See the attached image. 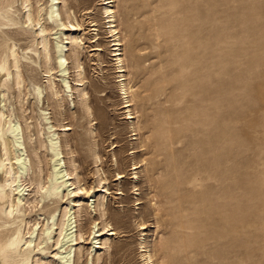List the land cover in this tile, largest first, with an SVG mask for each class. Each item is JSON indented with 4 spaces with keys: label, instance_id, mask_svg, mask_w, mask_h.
<instances>
[{
    "label": "rangeland",
    "instance_id": "1",
    "mask_svg": "<svg viewBox=\"0 0 264 264\" xmlns=\"http://www.w3.org/2000/svg\"><path fill=\"white\" fill-rule=\"evenodd\" d=\"M49 1L42 4L48 6ZM115 1L134 129L126 120L122 74L113 57L102 0H66L60 6L62 12L69 6L84 29L83 83L77 82L72 46L67 52L68 85L52 61L62 98L51 99L45 89L48 74L32 52L34 37L9 31L22 57L24 109L31 123L24 139L33 161L24 178L28 190L40 182L51 185V153L39 151L42 174L32 153L39 140L35 118L46 110L61 138L65 168L70 171L73 159L81 185L93 187L80 214L78 208L73 210L77 230H83L88 245L96 242L89 238L92 224L102 222L98 205L103 189L96 170L107 179L104 220L117 236L110 238V255L98 250L103 264H144L142 246L152 251L155 264H264V0ZM68 33H59L53 47L66 43ZM29 56L36 63L26 59ZM37 87L43 90L40 101ZM83 89L90 116L79 97ZM7 105L24 128L14 91ZM59 126L71 130L63 133ZM44 134L41 139L47 141ZM134 165L140 169L134 171ZM119 173L125 178L118 180ZM67 194L65 189L60 197L18 214L23 217L22 234L37 222L44 230L54 217L57 220L73 205V196ZM5 236L13 232L5 231ZM46 240L47 251L41 255L53 261L55 248ZM88 245L81 264H87V250L93 246Z\"/></svg>",
    "mask_w": 264,
    "mask_h": 264
},
{
    "label": "bare ground",
    "instance_id": "2",
    "mask_svg": "<svg viewBox=\"0 0 264 264\" xmlns=\"http://www.w3.org/2000/svg\"><path fill=\"white\" fill-rule=\"evenodd\" d=\"M102 1V14L105 16L104 19H107L106 24L108 25L107 30L110 35L109 38L113 39L111 41L114 43L112 47L115 48L113 50V57L116 58L115 61L118 65L117 69H119V74H122L119 77L121 79L119 83L125 100L124 109L127 110L126 114L128 118L126 120L131 121L130 125L132 129H134L136 117H134V105L132 104L130 95L132 93V88L126 78L127 71L122 53L123 40L118 30L117 12L115 11L116 1ZM61 4H66V0H50L48 6L42 4V0H0V264H81L84 247L89 244L83 230H77L76 212L73 213V210L78 208L77 214H80L82 203L86 198H92L90 192L93 187L87 189L84 185H81L77 172L78 168L73 159L69 164L71 168L70 171L65 168L66 163H64L62 157L64 152L62 153L61 138L59 134H57V131L54 130L55 126L50 122V118L47 117L46 110H42V114L35 118V130L39 140L37 142V147L33 149L32 153L35 159L38 160L37 167H39V172L41 174L44 170L40 167L43 162L41 161V153H39V151L46 150L51 153L53 170L49 176L51 185L46 187L45 183L40 182L35 189L29 191L24 181L25 176L30 172L31 163H33L26 151V142L24 140L26 139L25 131H30L31 123H28L25 116L26 110L24 109L25 77L22 57L19 53L18 44L9 31L17 30L15 33L19 35L31 34L34 37L35 44L32 52L38 59L43 61V64L46 66L45 73L48 74V86L45 87V89L49 91L51 99L55 100V98H62L61 91L58 90L55 81L56 76L54 71L56 68L53 66L52 61L55 59L56 65L61 73L62 82L68 85L66 76L69 72L68 61L70 58L68 59L67 52L68 46H72V54H69L72 55L71 58L73 59L74 71H76L79 78L77 82L83 83L82 75L84 69L80 60V50L83 49L82 33L84 29L78 22L75 12H72L71 9L68 8L69 6L64 7L62 12L60 8ZM17 5L20 8H18ZM19 12L22 14L21 17L18 15ZM64 29H69L70 33L66 36L67 42H56L53 47L52 41L57 40L55 37L58 36L59 33L65 35ZM97 36L98 35H96V37ZM96 50L103 51L101 46H98ZM53 53L55 55L54 58ZM26 59L30 60L32 64L36 63L31 56L26 57ZM67 88L70 89L69 86H67ZM10 91H14L16 94V98L20 105L18 109L22 113L20 119L24 121V128L20 120L14 117L11 107L7 105ZM42 94L43 90L37 87L36 96L39 101ZM79 97L83 100L82 105H84L86 113L90 116L91 108L88 106L85 89L79 92ZM58 128H64L62 131L63 133H67L71 130L69 126H59ZM45 132H47L48 135L47 141L41 139V137L45 135ZM28 140L32 142L31 135L28 136ZM65 143L67 144V142ZM95 159L97 160V164L100 159L96 154ZM115 165L118 166V160H115ZM134 166V171L140 169L136 167V165ZM96 171V175L99 179L98 186L103 189V195L98 205L100 212L99 216H101L102 222L99 224L94 222L92 224L93 228L91 229L89 238L93 236L92 240L96 242L93 244L90 243V245H93L90 250L86 249L88 257L87 264H103L104 258L97 254L98 250H106L108 251V255H110V238L117 236L116 230L112 229L111 224L108 223L107 220H104L106 217L104 206L107 193L109 192L105 185L107 179L103 178L104 176L99 169ZM134 175V179L138 180V173H134ZM116 176L118 180L125 178L121 173ZM33 182H30L31 186L34 185ZM65 189L68 191L67 196H73L74 200L71 201L73 205H67L61 211L57 220L56 217H54L51 225L49 223L44 225V230H41L43 225L41 228H38L40 225L38 222L31 228L29 226V230L25 235L27 237H25L19 225L23 217L18 214H25L35 209L45 199L60 197ZM27 192L30 193V196L34 194L33 200L27 198L29 196ZM158 208L157 203L152 205L154 213L159 211ZM28 225H30V222H28ZM99 226L102 227L99 229ZM12 227L16 230L15 232L13 229V231L9 230ZM146 229L147 227H142V230ZM5 231L13 232V236L7 238L5 236ZM104 236L107 237V239L100 240L101 242L99 243V238ZM46 238L52 241L53 248H55L53 261H47L41 255V253L47 251V249L43 248V246L47 244ZM145 242L146 240L144 238L142 244L145 245ZM141 249L142 253H144V264H155L152 251L146 250L144 246H142Z\"/></svg>",
    "mask_w": 264,
    "mask_h": 264
}]
</instances>
